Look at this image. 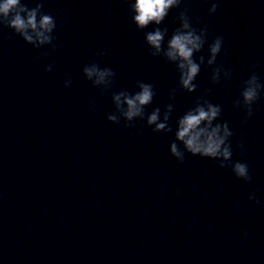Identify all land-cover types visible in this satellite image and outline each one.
<instances>
[{"label": "clouds", "instance_id": "clouds-1", "mask_svg": "<svg viewBox=\"0 0 264 264\" xmlns=\"http://www.w3.org/2000/svg\"><path fill=\"white\" fill-rule=\"evenodd\" d=\"M127 6L131 15V23L137 31L143 32L144 43L147 45L148 55L160 58L166 64L175 66L177 73V87L169 91V100L172 101L161 107H155L150 113L146 108L151 105L156 96L152 83L142 80L136 81V91L122 89L112 92L115 85V71L108 66H101V61L87 63L82 68V74L91 86L99 91L100 95L111 92V101L114 112L106 115V119L116 125L124 121L126 128H134L137 120L145 121L154 133H173L169 121L175 111V99L178 93H195L198 90L197 77L202 66L210 69V83L219 85L233 79V69L217 63V58L224 48V38L214 36L209 41V29L205 24L197 27L201 22L194 23L187 7L186 0H121ZM219 0H212L208 8V15L216 14ZM178 10L175 17L178 26L169 35L167 26L161 27L169 13ZM152 30L145 31L149 26ZM7 28L12 34L19 36L26 44L39 50L50 46L51 51H57L54 41L57 37L56 18L44 11L43 0H36L35 6L29 8L22 0H0V30ZM207 45V56L200 54ZM47 56L48 53H43ZM94 57L103 58L106 50L95 52ZM40 59L38 55L36 57ZM54 65L46 66L45 71L51 72ZM257 64L248 66V76L239 86V95L233 101V107L244 112L243 124L252 118L256 105L264 99V77L257 73ZM64 87L72 84L71 77L64 80ZM212 89L200 93L192 107L175 120L174 139L170 143L169 152L178 164L185 162L186 154L193 157L207 158L218 162L221 169H230L237 180L251 183L252 174L246 162L233 161L232 137L233 131L226 121H222V106L213 104L207 97ZM93 107H95L94 101ZM133 138L135 133L132 134ZM237 147L243 152L245 145L237 142ZM179 195V190H177ZM248 199L255 204H261L255 192L249 193ZM247 236L245 231L243 234Z\"/></svg>", "mask_w": 264, "mask_h": 264}]
</instances>
